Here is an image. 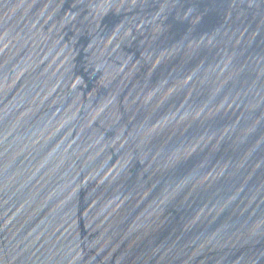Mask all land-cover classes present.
Returning <instances> with one entry per match:
<instances>
[{
	"label": "water",
	"instance_id": "water-1",
	"mask_svg": "<svg viewBox=\"0 0 264 264\" xmlns=\"http://www.w3.org/2000/svg\"><path fill=\"white\" fill-rule=\"evenodd\" d=\"M0 264H264V0H0Z\"/></svg>",
	"mask_w": 264,
	"mask_h": 264
}]
</instances>
